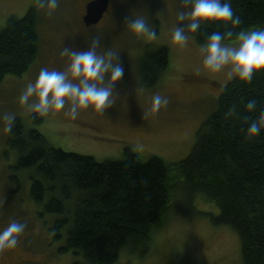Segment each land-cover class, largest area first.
Listing matches in <instances>:
<instances>
[{"label":"rangeland","instance_id":"obj_1","mask_svg":"<svg viewBox=\"0 0 264 264\" xmlns=\"http://www.w3.org/2000/svg\"><path fill=\"white\" fill-rule=\"evenodd\" d=\"M89 1L58 0V7L50 15L47 8H40L42 44L38 59L22 76H6L0 83V230L13 220L26 224L18 245L0 253V264L81 261L71 250L59 253L65 238L54 240L55 216L43 213L42 207L33 202L27 172L15 169L16 155L7 146L9 121L5 117L20 119L26 129L32 126L30 116L34 112L19 98L42 68L64 71L68 67L71 61L62 54L65 47L85 51L94 39H99L97 54L116 52L124 75L115 83L114 102L107 109L96 111L90 106L79 110L73 120L66 115L70 107L66 103L63 110L50 111L35 128L50 146L92 156L101 162L121 159L125 148L142 160L158 156L166 162H177L187 157L197 130L216 108L224 86L235 77L231 65L216 73L204 67V45L197 43L194 33L186 31L190 37L187 47L172 41V31L180 23L177 14L186 10L183 0H110L102 20L86 27L82 16ZM35 4L36 0H0V28L9 17L20 18ZM136 17L144 18L155 29L154 37L129 29L127 21ZM258 28L264 26L251 29ZM236 43L232 40L225 44ZM148 46L166 47L169 64L155 86L144 88L138 83L137 60ZM156 94L166 97L168 104L152 112V98ZM36 100L33 96L29 103ZM74 122L85 127L81 129ZM174 189L175 210L154 234L148 251L140 255L122 250L115 264H168L174 255L184 264H242L237 232L229 226H216L210 220V215L219 213L218 207L198 194L187 204L180 185Z\"/></svg>","mask_w":264,"mask_h":264},{"label":"trees","instance_id":"obj_2","mask_svg":"<svg viewBox=\"0 0 264 264\" xmlns=\"http://www.w3.org/2000/svg\"><path fill=\"white\" fill-rule=\"evenodd\" d=\"M232 8L242 21L234 32L264 26V0H232ZM40 21L36 0L22 17H9L0 28V83L6 76H22L38 59ZM228 27L205 22L195 39L204 45L208 34ZM146 48L136 75L142 87L151 88L168 67L169 54L164 46ZM249 98L258 102L255 111L245 110ZM233 107L236 115L226 117ZM262 112L264 70L254 73L251 83L235 76L224 86L190 153L177 162L158 156L142 160L129 148L121 159L101 162L54 148L35 128L44 120L38 113L30 116L27 129L20 119L9 124L7 146L16 155L15 169L27 172L33 202L55 216L54 240L65 238L59 253L71 250L78 264H115L122 250L147 252L175 210L176 185L187 204L198 194L218 207L210 220L237 232L242 264H264V131L246 135L248 124ZM168 264L184 263L174 255Z\"/></svg>","mask_w":264,"mask_h":264},{"label":"clouds","instance_id":"obj_3","mask_svg":"<svg viewBox=\"0 0 264 264\" xmlns=\"http://www.w3.org/2000/svg\"><path fill=\"white\" fill-rule=\"evenodd\" d=\"M183 3L186 10L178 12L177 19L180 23L172 31V41L175 44L187 47L190 37L186 31L199 33L205 22H222L230 27L223 33L213 31L208 34L206 43L201 48L204 67L216 73L231 65V73L245 83H251L254 73L264 70V29L234 32L233 29L240 26L242 21L232 8V0H183ZM37 7L47 8L50 15L58 7V0H37ZM127 23L135 34L146 33L150 37L156 34L155 29L150 28L142 17L132 18ZM233 37L237 42L236 46L224 43ZM98 45L99 39H94L85 51L65 47L62 54L68 56L71 61L68 67L64 71L42 68L35 82L27 84L19 98L20 103L41 117L47 116L50 111L59 112L65 108L66 103H70L66 115L73 120L78 117L81 109H88L91 106L96 111H103L110 107L114 102V85L123 77L124 68L116 52L97 54ZM33 96L37 97V100L29 103ZM257 103L256 99L249 98L245 102V110L255 111ZM167 104L166 97L156 94L152 98L151 111L158 112ZM225 115L226 117L236 115L235 107L229 108ZM5 119L11 124L15 117L7 116ZM262 131L264 112L258 120L248 124L246 135L256 137ZM25 228V223L13 220L0 230V253L14 249L19 243L18 237Z\"/></svg>","mask_w":264,"mask_h":264},{"label":"water","instance_id":"obj_4","mask_svg":"<svg viewBox=\"0 0 264 264\" xmlns=\"http://www.w3.org/2000/svg\"><path fill=\"white\" fill-rule=\"evenodd\" d=\"M110 0H91L85 6L82 21L85 26L98 24L108 10Z\"/></svg>","mask_w":264,"mask_h":264},{"label":"flooded vegetation","instance_id":"obj_5","mask_svg":"<svg viewBox=\"0 0 264 264\" xmlns=\"http://www.w3.org/2000/svg\"><path fill=\"white\" fill-rule=\"evenodd\" d=\"M109 6H110V1H109ZM109 6H108V10H109ZM107 10V11H108ZM106 14V13H105ZM105 16V15H104ZM74 125L78 126L79 128L83 129L82 127H85L84 124H81V123H77V122H74ZM82 126V127H81Z\"/></svg>","mask_w":264,"mask_h":264}]
</instances>
